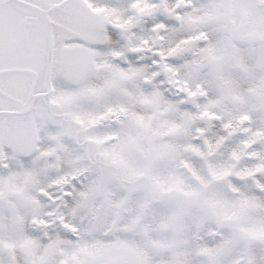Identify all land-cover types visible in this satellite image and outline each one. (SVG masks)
Wrapping results in <instances>:
<instances>
[{
    "label": "snow or ice",
    "instance_id": "obj_1",
    "mask_svg": "<svg viewBox=\"0 0 264 264\" xmlns=\"http://www.w3.org/2000/svg\"><path fill=\"white\" fill-rule=\"evenodd\" d=\"M0 264H264V0H0Z\"/></svg>",
    "mask_w": 264,
    "mask_h": 264
}]
</instances>
